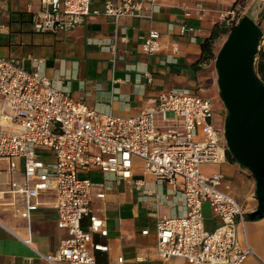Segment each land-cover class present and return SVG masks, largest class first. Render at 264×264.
Masks as SVG:
<instances>
[{
  "label": "built area",
  "instance_id": "built-area-1",
  "mask_svg": "<svg viewBox=\"0 0 264 264\" xmlns=\"http://www.w3.org/2000/svg\"><path fill=\"white\" fill-rule=\"evenodd\" d=\"M39 1L40 9L32 12L33 30L38 34L68 33L98 14L91 10L92 0ZM160 5L161 0H114L106 3L104 14L118 28L124 17L153 19ZM3 8L0 0V15ZM236 16V10L231 9L224 11L221 19L232 25L238 21ZM181 32L194 30L183 25ZM160 41L161 34L151 31L143 51L158 54ZM263 45L264 40L259 51ZM171 46L175 62L180 48L176 42ZM32 60L35 71L27 70L22 59L0 56V158L24 161L25 182L18 191L24 195L28 213L38 209L31 203L33 196L49 190L56 193L57 222L68 230L69 238L56 253L40 254L44 261L103 264L90 252H109L108 245L96 240L107 238L109 231L106 221L92 209L93 191L98 188L96 196L104 200L115 185L132 181L137 171L167 189L162 196L147 195L140 200L150 198L160 205L171 196H180L186 209L185 215L157 220V252L162 260L243 264L255 255L248 242L244 248L238 242V226L245 228L247 214L230 194L225 176L203 171L206 164L227 161L225 137L211 121L210 99L190 89H173L162 93L155 107L136 117L114 116L76 102L44 74L43 60ZM95 169L107 177L103 183L96 184L83 175ZM142 183L135 182L134 188ZM206 204L220 221L213 232L204 225ZM85 218L90 222L88 229L82 225ZM124 262L120 257L117 264Z\"/></svg>",
  "mask_w": 264,
  "mask_h": 264
},
{
  "label": "crops",
  "instance_id": "crops-1",
  "mask_svg": "<svg viewBox=\"0 0 264 264\" xmlns=\"http://www.w3.org/2000/svg\"><path fill=\"white\" fill-rule=\"evenodd\" d=\"M3 1L0 56L22 59L29 71L36 70L32 59L43 60L44 74L54 86L69 92L76 102L119 117L140 115L148 107H155L162 93L173 89H190L198 94L201 77L195 80L189 67L201 57V45L215 25L225 23L221 14L236 10L242 2L161 0L153 19L124 17L117 28L114 20L104 14L106 3L114 0H92L91 10L98 14L71 32L53 35L33 30L32 12L40 9L39 0ZM261 10L257 8L255 22L260 24L264 35ZM183 25L194 33L182 34ZM151 31L161 34V51L155 55L143 51L145 38ZM124 37L126 41L122 40ZM174 42L180 48L175 62L171 50ZM203 171L223 174L230 194L246 211L245 228L238 226V242L243 248L248 242L255 255L243 264H264V218L252 217L258 209L254 176L228 159L221 164H206ZM83 175L96 184L107 178L96 169ZM138 181L143 186L134 188ZM24 182V161L0 158V264H49L40 254L56 253L69 233L58 225L53 190L33 196L31 203L38 209L28 213L24 195L18 191ZM166 191V187L161 188L140 171L132 181L115 185L104 200L97 198L100 190L94 189L92 209L106 221L109 231L107 238H96L109 246V252L90 250L100 263L117 264L123 257L124 264H187L180 258L164 261L157 252V220L185 215L182 198L171 196L160 205L154 199L140 200L147 195L162 196ZM82 225L88 229L89 219L85 218ZM204 225L210 232L220 225L208 204L204 205ZM144 231L149 234L144 235Z\"/></svg>",
  "mask_w": 264,
  "mask_h": 264
},
{
  "label": "water",
  "instance_id": "water-1",
  "mask_svg": "<svg viewBox=\"0 0 264 264\" xmlns=\"http://www.w3.org/2000/svg\"><path fill=\"white\" fill-rule=\"evenodd\" d=\"M260 24L245 16L228 35L217 55L219 95L228 116L224 137L236 162L256 180L258 209L253 218H264V84L255 71Z\"/></svg>",
  "mask_w": 264,
  "mask_h": 264
},
{
  "label": "rangeland",
  "instance_id": "rangeland-1",
  "mask_svg": "<svg viewBox=\"0 0 264 264\" xmlns=\"http://www.w3.org/2000/svg\"><path fill=\"white\" fill-rule=\"evenodd\" d=\"M258 7L262 8L261 11H264V0H242L238 8L236 9L237 12L236 17L240 19L245 16H248L255 21L257 20L258 17L256 15ZM226 39L227 37L219 41L218 43L219 51L223 47ZM198 86H200L198 94L211 100L212 103L211 121L213 126L221 135L224 136V127H225L226 118L228 116V112L219 95L218 73L216 70L215 61L206 68L205 73L203 74ZM251 175L253 174L251 173Z\"/></svg>",
  "mask_w": 264,
  "mask_h": 264
},
{
  "label": "trees",
  "instance_id": "trees-1",
  "mask_svg": "<svg viewBox=\"0 0 264 264\" xmlns=\"http://www.w3.org/2000/svg\"><path fill=\"white\" fill-rule=\"evenodd\" d=\"M242 18L237 20L240 22ZM238 21L232 23V25H227L226 23L217 24L213 28L211 35L206 38L202 45V54L199 60L191 65L189 68L193 72L195 80L197 77L200 76L202 78L203 74L205 73L206 68L216 61L217 54H218V43L223 38L228 37L230 32L237 26ZM220 52V51H219ZM257 61L255 63V71L257 76L260 78L262 83L264 84V50L259 51L256 55ZM226 157L229 161L237 163L230 152L226 151Z\"/></svg>",
  "mask_w": 264,
  "mask_h": 264
}]
</instances>
